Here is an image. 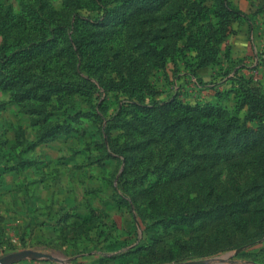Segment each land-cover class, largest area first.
I'll return each mask as SVG.
<instances>
[{"label":"rangeland","instance_id":"rangeland-1","mask_svg":"<svg viewBox=\"0 0 264 264\" xmlns=\"http://www.w3.org/2000/svg\"><path fill=\"white\" fill-rule=\"evenodd\" d=\"M263 17L235 0H0V203L38 190L80 209L40 247L58 258L264 264Z\"/></svg>","mask_w":264,"mask_h":264},{"label":"crops","instance_id":"crops-1","mask_svg":"<svg viewBox=\"0 0 264 264\" xmlns=\"http://www.w3.org/2000/svg\"><path fill=\"white\" fill-rule=\"evenodd\" d=\"M235 4L239 6L243 12L249 13V15L251 14L253 18L256 12L259 13V15H264V8L260 14L259 10L254 9L252 0H235ZM250 8L252 9V13L250 12ZM250 30L252 31V29ZM30 193L34 195L36 199L33 204L26 202L27 200L23 195L24 192H17L18 202L16 206H9L8 203H0V257L15 251H25V254L21 257L13 258L3 264H121L122 259H119V261L117 258L110 260L104 259L98 252L92 254H63L67 258H58L54 256L53 253L41 249L40 247H49V249H51L50 247L56 244L57 239L55 231L58 229V226L59 228L72 229L71 224L73 222L81 225L84 223V219L81 218L82 220H78L76 218L75 221L72 219L71 215L78 212H80V214L82 213L80 209H71L68 212L66 208L63 207L58 208L52 205H44V202H41L42 193L40 191L33 190ZM13 208L16 210L18 217L20 216V219L17 220V222L15 221V224L9 216ZM57 214H63L70 218H61L57 216ZM18 230H26L27 233L25 236L27 238L30 235V231H33L32 240L34 241H26L23 239L18 241ZM9 231H12V235H10L11 232L9 233ZM14 232L17 234L16 239L14 238ZM10 237H13V240H9ZM19 243H21L20 245H25L26 248L9 250L14 245L19 246ZM136 262L137 261L130 264H136Z\"/></svg>","mask_w":264,"mask_h":264},{"label":"water","instance_id":"water-1","mask_svg":"<svg viewBox=\"0 0 264 264\" xmlns=\"http://www.w3.org/2000/svg\"><path fill=\"white\" fill-rule=\"evenodd\" d=\"M24 254H25V251H15V252L6 254V255L0 257V264H3V263H5V262H7L13 258L21 257ZM199 264H204V263H199Z\"/></svg>","mask_w":264,"mask_h":264}]
</instances>
